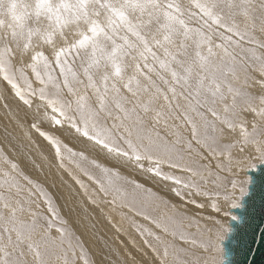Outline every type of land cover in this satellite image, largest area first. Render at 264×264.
Returning <instances> with one entry per match:
<instances>
[{
	"label": "snow or ice",
	"instance_id": "snow-or-ice-1",
	"mask_svg": "<svg viewBox=\"0 0 264 264\" xmlns=\"http://www.w3.org/2000/svg\"><path fill=\"white\" fill-rule=\"evenodd\" d=\"M9 97L117 236L93 251L0 149V264H238L236 210H264V0H0Z\"/></svg>",
	"mask_w": 264,
	"mask_h": 264
},
{
	"label": "bare ground",
	"instance_id": "bare-ground-1",
	"mask_svg": "<svg viewBox=\"0 0 264 264\" xmlns=\"http://www.w3.org/2000/svg\"><path fill=\"white\" fill-rule=\"evenodd\" d=\"M257 54L259 55L260 53L259 52H257ZM12 98L11 97H9V105H10V109H11V115H13V114H15V112H17V108H16V106L15 105H13V102H12ZM0 101H2V100H0ZM3 102V101H2ZM16 103V102H15ZM0 107L3 109V107H2V104L0 105ZM0 111H1V109H0ZM6 112V111H5ZM16 115V114H15ZM14 115V116H15ZM13 116V117H14ZM30 117V116H29ZM17 118V117H16ZM18 118H20V119H22L21 117H18ZM31 118V117H30ZM25 120H27V119H25ZM24 121V120H23ZM2 122V121H1ZM0 122V123H1ZM22 123V122H21ZM25 123V122H24ZM23 123V125H25ZM30 123H31V121L29 122V120H28V124L30 125ZM7 125V124H6ZM1 126V128H0V130H2L3 132H5V130H3L2 129V125H0ZM11 126H14V124H12ZM28 127V126H27ZM46 127V126H45ZM5 128V127H4ZM7 128H8V125H7ZM12 128V127H11ZM11 128H10V130H11ZM13 129V128H12ZM28 129V128H27ZM6 130H8V129H6ZM20 130V129H19ZM21 131V130H20ZM27 131V130H26ZM31 131V134H32V137H33V139H34V141H39V142H41V144L43 143V144H45V141L42 139V138H40V136L35 132V131H33L32 129L30 130ZM11 132L12 131H10V134H11ZM29 131H27V133H28ZM6 133V132H5ZM18 134H20V132H17ZM21 133L22 134H24L25 132H23V131H21ZM7 134V133H6ZM30 134V133H29ZM9 135V134H8ZM21 135V134H20ZM0 136H1V134H0ZM4 136V135H3ZM15 136H16V133H15ZM19 136V135H18ZM17 136V137H18ZM22 136H24V135H22ZM7 137V136H6ZM17 137H15V138H17ZM0 138H2V139H4L2 136L0 137ZM12 138V137H11ZM28 138V137H27ZM1 139V140H2ZM7 139V138H6ZM6 139H4V140H6ZM24 139H25V136H24ZM29 139V138H28ZM1 140H0V142H1ZM30 141L32 140V139H29ZM3 141V140H2ZM7 141V144L6 145H3L4 147H5V149L6 150H4L5 152H7L8 153V155H9V157L11 158V159H13V160H17L20 164H22V169L23 170H25V172L28 174V175H31V177L33 176V179H38L36 176H38V175H35L36 173L33 171V170H35V168H34V166L35 165H37V164H35V165H33V166H31L32 165V161H29L28 159L26 160V158L25 157H27L26 156V153L25 152H18V154L19 153H21L22 155V157L20 156V154L18 155V154H16L15 152L17 151V149H18V151H22L23 149H21V150H19V143L17 144L16 143V141H15V143H16V145L15 146H17V145H19L18 147H17V149L16 148H14V141L13 140H9V139H7L6 140ZM20 141H22L21 140V137H20ZM25 141V140H24ZM29 141V142H30ZM27 142V141H26ZM32 143H33V141H31ZM31 142L29 143L30 144V146H32V144H31ZM5 143V142H4ZM29 144H27V146L28 147H30L29 146ZM34 144V143H33ZM36 144V143H35ZM47 144V143H46ZM43 146V145H42ZM20 147H22V145L20 146ZM22 148H24V146L22 147ZM34 148H35V146H34ZM33 147L31 148V152L33 151L32 149H34ZM12 149H16V151L14 152H12L11 150ZM25 149V148H24ZM29 149V148H28ZM30 150V149H29ZM36 150V149H35ZM25 151V150H24ZM40 151L43 153V154H41L40 153ZM40 151H38L39 153H36V155H35V153H34V155L38 158V159H40V160H42V161H44L45 163L44 164H46L44 167H42V169L40 170L41 171V176L42 177H45V178H43L42 179V177L40 178V179H42V180H45V181H47V184L48 185H43L44 183L41 181V180H38L37 182H39L44 188H45V190L47 189L49 192H51L53 195H56L57 196V201L55 202L57 205H58V207H60V209L62 210V212H66L67 214H68V221L71 223L72 222V225H77V226H75V227H80L81 228V230H82V232L84 233V235H85V238L88 240V242H89V246L92 248V250L93 251H97L98 250V248L99 247H102L103 246V241H99V243H98V240H99V237L100 236H104L106 239H107V242L109 243V244H112V242L114 241V240H116V236H117V234L115 233V230L112 228V226L111 225H109L108 223H107V221L104 219V217L97 211L98 209H94L93 208V206L92 205H90V204H88V202H87V199H86V197H85V195L84 194H82L81 193V191H80V189L78 188V189H75V188H73V190L72 191H68V189L69 188H66V187H63L62 188V191H61V189H60V192L64 195V197H62L61 195H60V193H59V191H55V190H57L58 188L56 187L58 184L60 185V186H62L63 184V182H65V181H67V176L66 175H63V173L64 172H62V171H60V170H58L57 169V167L55 166V163H54V160H53V158H52V153H51V151H50V149H48L47 150V152H46V150H44V148H41V150ZM37 152V151H36ZM23 154H24V158H25V162L24 163H22V160H23ZM30 155H28V157H29ZM32 157V156H31ZM31 157H29L30 159H31ZM35 159V158H34ZM35 163V162H34ZM21 166V165H20ZM85 166H87V165H85ZM38 167V166H37ZM72 167V166H71ZM38 168H40V167H38ZM74 168V167H73ZM48 170H50V173L48 174ZM77 171V170H76ZM34 172V173H33ZM78 172V171H77ZM79 174V173H78ZM77 174V175H78ZM81 174V173H80ZM79 174V175H80ZM40 175V174H39ZM44 175V176H43ZM60 175H62L61 176V179L59 178V176ZM55 176H58L57 178V180H55L54 178H55ZM80 176H82L81 178H83V179H86V177H84L83 175H80ZM35 177V178H34ZM152 183V182H151ZM57 184V185H56ZM149 185H150V182L148 183ZM154 184V183H153ZM56 185V186H55ZM58 185V186H59ZM86 186L89 188V192H91V190H92V188L94 187V185H91V182H89V181H87L86 182ZM152 186V185H151ZM156 186H158V185H156ZM159 188V187H158ZM158 188H153L154 190H158ZM83 191V190H82ZM71 195H73L74 196V198L73 197H71ZM62 197V198H61ZM55 198V197H54ZM54 200V199H53ZM55 201V200H54ZM82 209H81V208ZM76 208H78V211L76 210ZM190 208H191V206H190ZM84 210V213L86 212V210L87 211H89V214H91V217H88V219H89V221L92 219V220H94L95 221V224H96V227H95V229H93V227H91V225L90 224H87V222H85V220H83L82 218H81V214H84L82 211ZM191 210H193V212H198L199 210H196L195 209V207L194 206H192V208H191ZM209 211H210V209H209ZM65 214V213H64ZM62 215V214H61ZM113 215V217H114V222H116L118 225H120L123 229H124V232H125V235H126V233H128L129 235L131 234V236H132V240H136V243H137V245L139 246V244L141 243V240H140V237H139V235L137 234V232L135 231V227H134V225L132 224V223H130V224H127V223H125V221L121 224L120 223V219H119V216H117L115 213H113L112 214ZM131 215V214H130ZM63 216V215H62ZM84 217H85V215H84ZM92 217H95V218H92ZM136 220H139L138 222L139 223H141V224H143L144 223V221H142V220H140L139 218L138 219H136ZM71 226V225H70ZM84 227H85V229H84ZM76 229V228H75ZM86 229H87V231H86ZM79 232H81V231H79ZM81 232V233H82ZM95 232V236H93V233ZM99 232V233H98ZM125 235H123V236H121L120 237V239L121 240H123V241H125V242H127V241H129V239H128V237L126 238V237H124ZM127 236V235H126ZM134 238V239H133ZM115 246V245H114ZM129 247H131V245L129 244Z\"/></svg>",
	"mask_w": 264,
	"mask_h": 264
},
{
	"label": "rangeland",
	"instance_id": "rangeland-1",
	"mask_svg": "<svg viewBox=\"0 0 264 264\" xmlns=\"http://www.w3.org/2000/svg\"><path fill=\"white\" fill-rule=\"evenodd\" d=\"M3 101V100H2ZM2 101H0V105L2 104L3 105V103H4V101L2 102ZM8 102H9V99H8ZM12 102H13V105H15L16 106V108H17V112H15V116L14 115H11V112H9V110H6V109H2L1 107H0V109H1V111H0V125H2V129L3 130H5V132L7 133H5V132H3L2 130H0V134H1V136L4 138V139H9V140H13L14 141V148H16L17 149V147L20 145H22V147L24 146V148H22V147H18L19 148V150H21V149H23L22 151H18V149H17V151H16V149H12L11 151L13 152L14 150L16 151H14L16 154H18V152H25L26 153V156L27 157H25L24 156V154H23V160H22V163H24L27 159L29 160V161H32L33 163H32V165L31 166H33V165H35V164H37V165H35L34 166V168H35V170H33L36 174L35 175H38V176H36L38 179H34V180H36V181H38V180H41L44 184L43 185H48L47 184V181H45V180H42L43 178H45V177H42L41 175V169H42V167H44L46 164H44L45 162L44 161H42V160H40V159H38L35 155H36V153H39L38 151H40L41 150V148H44V150H46V152H47V150L49 149V147H48V145L46 144V142H45V144H41V142H37V141H34V139H33V137H32V134H31V128H30V125L28 124V120H29V122L31 121V118L30 117H25V113H24V110H23V108L22 107H20V106H18V103L16 102V101H14V100H12ZM16 102V103H15ZM6 111V112H5ZM14 116V117H13ZM17 117V118H16ZM18 117H21L22 119H20V118H18ZM25 119H27V120H25ZM24 120V121H23ZM22 122V123H21ZM25 122V123H24ZM23 123L25 124V125H23ZM8 125V128H7V125ZM12 124H14V126H11ZM31 124V123H30ZM22 125V126H21ZM28 126V127H27ZM46 126V127H45ZM44 127L47 129V125H45ZM5 127V128H4ZM13 129H12V128ZM0 128H1V126H0ZM10 128H11V130H10ZM28 128V129H27ZM6 129H8V130H6ZM23 131V132H25L24 134H22L21 133V131ZM29 131L28 133H27V131ZM10 131H12L11 132V134H10ZM34 131V130H33ZM17 132H20V134H18ZM15 133H16V136H15ZM30 133V135H31V141H33V143L27 138L28 137V134ZM9 134V135H8ZM38 134V133H37ZM4 135V136H3ZM19 135V136H18ZM22 135H24L25 136V139H24V136H22ZM0 136V137H1ZM7 136V137H6ZM18 136V137H17ZM12 137V138H11ZM15 137H17V138H15ZM20 137H21V140L22 141H20ZM41 138V137H40ZM2 138H0V140H1ZM4 139H2L1 140V142H0V149H3V151L4 150H6L5 149V147L3 146V145H6L7 144V139L6 140H4ZM43 139V138H42ZM25 140V141H24ZM15 141H16V143L18 144L19 143V145H17V146H15L16 145V143H15ZM27 141V142H26ZM31 142V144H32V146H30V142ZM5 142V143H4ZM36 143V144H35ZM27 144H29V146L30 147H28L27 146ZM43 145V146H42ZM34 146H35V148H34ZM34 148V149H32L33 151L31 152V148ZM30 150H29V149ZM36 149V150H35ZM25 150V151H24ZM37 151V152H36ZM4 153H6L7 155H8V153L7 152H5L4 151ZM34 153H35V155H34ZM40 153L41 154H43L41 151H40ZM20 154V156L22 155L21 153H19ZM18 154V155H19ZM28 155H30L29 157H31V159L28 157ZM9 156V155H8ZM22 157V156H21ZM26 158V160H25V158ZM10 158V157H9ZM35 158V159H34ZM11 159V158H10ZM17 163H19L17 160H15ZM35 162V163H34ZM20 164V163H19ZM21 165V168H22V164H20ZM40 167V168H38V167ZM71 167V166H70ZM74 167V168H73ZM40 169V170H39ZM72 170H73V172L77 175L78 173L80 174V171L78 170V169H76L75 168V166H72ZM78 172H77V171ZM24 172H25V170H23ZM33 172V173H34ZM48 172V174L50 173V170H48L47 171ZM26 173V172H25ZM27 174V173H26ZM40 174V175H39ZM77 175V176H80V175H82V174H80V175ZM28 175V174H27ZM63 175H66L67 176V181H65V182H63L62 184V186H60L59 184V186L57 185H55L58 189L57 190H55L56 192L57 191H59V193H60V195L62 196L63 194V192L61 193L60 192V189H61V191H62V188L63 187H66V188H69L68 189V191H72L73 190V188H75V189H80V187L78 186V185H76L75 184V182L67 175V173H63ZM29 176H31V175H29ZM44 176V175H43ZM61 176L62 175H60L59 176V178L61 179ZM42 177V179H40ZM58 176H55V180H57L58 178H57ZM82 176H80V178H81ZM32 178H33V176H32ZM35 178V177H34ZM82 180H84V183H85V185H86V182H87V179H83V178H81ZM149 183V182H148ZM45 185V186H46ZM152 185V186H151ZM148 186H150V187H155V188H158L159 186H156L155 184H153V183H151L150 182V185L148 184ZM78 187V188H77ZM46 191H48L47 189H46ZM80 191H81V193L82 194H84L83 193V191H82V189H80ZM49 192V191H48ZM50 193V195L52 196V199H54L53 200V206L54 207H56L57 209H58V211L60 212V214H62L61 216L63 217V218H65V219H67V220H69L68 219V214L66 213V212H62V210L60 209V207H58V205L55 203L56 201H57V196L56 195H53L51 192H49ZM55 197V198H54ZM62 197H64V195L62 196ZM61 197V198H62ZM71 197H73L74 198V196L73 195H71ZM44 208H46V205H42ZM81 208V207H80ZM191 208H192V206H191ZM82 209V208H81ZM76 210L78 211V208H76ZM98 212H99V210H97ZM193 211V210H192ZM83 213H84V210L82 211ZM65 213V214H64ZM84 215H85V217H84ZM88 217H91V214H89V211H87L86 210V212L84 213V214H81V218L83 219V220H85V222H87V224H90L91 225V227L93 226V224H95V221L94 220H90L89 221V219H88ZM92 218H95V217H92ZM132 217H131V215L129 214V219L128 220H126L125 221V223H127V224H130L131 223V221H132ZM135 219H138V217L137 218H135ZM140 219V218H139ZM115 220V219H114ZM137 221H139V220H137ZM140 222V221H139ZM147 222H145L144 221V223L143 224H146ZM71 225V226H70ZM75 226H77V225H75ZM74 225H72V222L70 223L69 222V227H73V228H76L78 231H81L82 232V230H81V228L80 227H75ZM95 227H96V224H95ZM84 229H85V227H84ZM186 231H188V232H191V233H195V228L193 227V228H190V229H186ZM83 233V232H82ZM99 233V232H98ZM125 235V234H124ZM127 235V236H126ZM126 235L124 236V237H128V239L129 240H132V236H131V234L129 235L128 233H126ZM134 239V238H133ZM134 241L136 242V240L134 239ZM137 244V243H136Z\"/></svg>",
	"mask_w": 264,
	"mask_h": 264
},
{
	"label": "water",
	"instance_id": "water-1",
	"mask_svg": "<svg viewBox=\"0 0 264 264\" xmlns=\"http://www.w3.org/2000/svg\"><path fill=\"white\" fill-rule=\"evenodd\" d=\"M261 202L262 194L257 192L251 206H246L244 210H236L244 221L239 225V243L234 242L233 244V247L238 249L233 256L238 264L244 260V252L248 246H251L253 255L257 253V250L264 253V210H262ZM253 238L255 243H253ZM249 261H251V256H249Z\"/></svg>",
	"mask_w": 264,
	"mask_h": 264
}]
</instances>
